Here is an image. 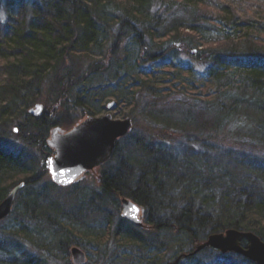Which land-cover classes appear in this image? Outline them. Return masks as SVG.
I'll use <instances>...</instances> for the list:
<instances>
[{"label": "trees", "instance_id": "1", "mask_svg": "<svg viewBox=\"0 0 264 264\" xmlns=\"http://www.w3.org/2000/svg\"><path fill=\"white\" fill-rule=\"evenodd\" d=\"M182 53L204 67H188ZM45 84L53 103L36 116ZM176 95L197 101L184 114L202 119L200 131L248 116L252 142L264 144V0H0V203L23 183L0 222L12 225L0 228V264H73V246L86 249V264H258L212 247L191 252L230 228L264 240V155L241 151L238 171L218 172L187 145L131 131L99 166L96 190L76 182L62 199L64 187L45 178L47 141L65 115L95 117L109 104L132 112ZM123 197L145 208V226L121 214ZM68 204L86 226L91 212L105 227H75ZM37 235L55 237L62 256Z\"/></svg>", "mask_w": 264, "mask_h": 264}, {"label": "rangeland", "instance_id": "2", "mask_svg": "<svg viewBox=\"0 0 264 264\" xmlns=\"http://www.w3.org/2000/svg\"><path fill=\"white\" fill-rule=\"evenodd\" d=\"M181 59L184 60V64L188 67H195V70H201L204 67V63L202 61L200 62L186 53L181 54ZM44 88V91L40 92L36 103L30 108L34 109L37 104H42L43 109L45 107L49 109L51 108L53 103V98L51 96L52 93H49V88L47 87V84H45ZM145 100L146 99H142L139 102L138 108H136L132 112L129 109L126 111V109L121 106L116 110L113 108H107L100 115H106L107 113H110L114 119H126L127 116H130L133 121V128L131 130L133 133V137L140 135L145 137L147 140H153L159 143L162 141V143L166 144L168 147H170V149L172 148V146H177L179 148H182V150L187 146L191 147L193 150L188 152V155L190 157H205L204 162L211 161V165L213 164L216 167L215 170L218 172H221L222 170L220 166H224V170L230 168L236 169L238 171L239 167L237 166V155L239 156V152L241 151H245L249 155H264V144L256 145L252 142L254 138L250 130L249 124L251 122L248 116H240L241 118L239 117L238 120L230 121L229 124H227V126L222 131H217L216 128H211V126L203 127V130L200 131L198 123H201L202 119L196 118L193 120V113H187L188 116L184 114V112L186 113L187 110H192L191 112H193L195 111V108H197L193 107V104L197 102L194 97H189L187 95H176L170 98L163 97L160 99H156V102L155 99L152 97H148V99L146 101ZM81 113V111L77 113L73 112V117L65 115V120L61 127L62 133L71 131L76 125L84 122V120H87L88 117H90ZM194 133H197L199 136H195ZM227 154L229 156H226ZM99 177L100 172L98 166L97 168L89 170L87 174L82 177V179L74 180L71 184L65 186L62 185L64 189H58L56 193L60 195V198L65 199L63 198V195L67 191V188L65 189V187L71 186L76 182H80L83 187H87L88 191H92L94 189L96 190L99 186ZM45 178H52L51 174L46 175ZM79 210L80 208L76 209V207L70 204L66 205L64 209V211L66 212H75V216L72 213L70 214L72 218L74 217L72 223L75 227H81L85 230L91 229L93 232L96 233H98L101 228L105 227L101 216L91 212L88 213V215H91L89 216L87 221V223H90L89 227L86 226V223L83 224L81 221L82 216H80V212H77ZM67 219L68 218H63V220L65 221ZM2 226L7 229L10 228L12 225L9 220H5L1 223V227ZM35 238L37 239L38 245L49 244V247L57 258L58 256H62L63 253H61L59 249H57V242L55 237H52L51 235H37L35 236ZM204 242L198 245H202L204 244ZM27 246L29 249L28 251H31L35 255L38 253V250H35L32 245ZM87 247L91 251L92 256H95L96 251L99 250V248L95 247L94 242H92L90 245H87ZM81 248L83 247L81 246ZM196 248L194 249V251L196 250ZM83 249L86 250L85 248ZM108 249V252H110V247H108ZM194 251H192L191 254H193ZM239 255L242 256L243 254ZM68 259L71 260L74 264L72 259V253L69 254ZM124 263L125 262L121 261V259L118 262V264ZM238 263L242 264L240 262Z\"/></svg>", "mask_w": 264, "mask_h": 264}, {"label": "water", "instance_id": "3", "mask_svg": "<svg viewBox=\"0 0 264 264\" xmlns=\"http://www.w3.org/2000/svg\"><path fill=\"white\" fill-rule=\"evenodd\" d=\"M30 111L40 116L44 112L43 105L37 104L34 109L30 108ZM132 125L130 116L126 119H114L107 113L89 117L69 132L62 133L60 126L55 127L47 141L55 153L45 161L54 183L64 186L71 184L82 172L106 163L113 155L118 139L128 135L133 128ZM22 185L23 183L14 187L1 201L0 222L12 212L16 195L22 189ZM121 203L123 216L130 222L143 226L139 206L127 197H123ZM244 241L247 242L246 245ZM209 247L222 253L243 254L252 262L264 264V240L252 230L230 228L225 232L212 233L204 244L197 246L193 254ZM71 249L74 264L88 262L87 253L83 248L73 246Z\"/></svg>", "mask_w": 264, "mask_h": 264}, {"label": "flooded vegetation", "instance_id": "4", "mask_svg": "<svg viewBox=\"0 0 264 264\" xmlns=\"http://www.w3.org/2000/svg\"><path fill=\"white\" fill-rule=\"evenodd\" d=\"M89 170H86V172H85V174L88 172ZM83 173V172H82ZM140 216L142 217V219H143V226H145V224H144V219H145V208H143V211H142V209H141V211H140ZM142 226V227H143ZM147 226V225H146Z\"/></svg>", "mask_w": 264, "mask_h": 264}, {"label": "bare ground", "instance_id": "5", "mask_svg": "<svg viewBox=\"0 0 264 264\" xmlns=\"http://www.w3.org/2000/svg\"><path fill=\"white\" fill-rule=\"evenodd\" d=\"M89 118V117H88Z\"/></svg>", "mask_w": 264, "mask_h": 264}]
</instances>
